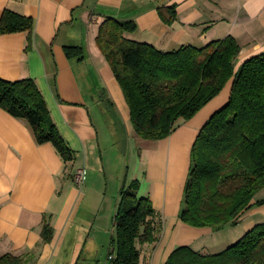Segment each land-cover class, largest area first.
<instances>
[{
	"label": "crops",
	"instance_id": "obj_1",
	"mask_svg": "<svg viewBox=\"0 0 264 264\" xmlns=\"http://www.w3.org/2000/svg\"><path fill=\"white\" fill-rule=\"evenodd\" d=\"M171 8L175 19L167 23ZM5 10L31 18L33 30L0 34V78L35 82L73 159L65 162L49 142L38 144L25 120L0 107V256H22L26 264H114V216L121 188L131 186L138 197L149 198L162 220L159 241L137 246L138 264H165L180 246L202 253L228 247L233 236L218 242L215 237L234 225L219 231L194 227L180 211L192 146L227 102L231 82L169 137L141 139L96 36L108 17L134 22L135 31L126 37L162 51L231 35L241 47L237 68L264 50V0H0V18ZM66 46H81L83 59L67 57ZM135 151L133 165L120 171L114 162L130 152L135 158ZM82 167L86 177L87 169L98 173V184L85 178L84 189L75 185L73 175ZM248 214L264 218V205L241 217ZM45 224L50 241L41 235Z\"/></svg>",
	"mask_w": 264,
	"mask_h": 264
},
{
	"label": "trees",
	"instance_id": "obj_2",
	"mask_svg": "<svg viewBox=\"0 0 264 264\" xmlns=\"http://www.w3.org/2000/svg\"><path fill=\"white\" fill-rule=\"evenodd\" d=\"M174 19L171 8L164 20ZM135 29L134 22L108 17L99 27L96 43L122 88L137 137L151 141L169 137L181 121L193 118L231 82L227 102L203 124L192 146L180 218L215 231L237 224L245 211L264 205V198L252 202L264 189V50L236 68L241 47L231 35L201 47L181 45L162 51L127 38ZM32 30L27 16L5 10L0 18V34ZM64 50L69 58L84 57L81 46ZM0 107L25 120L38 144L49 142L65 162L73 159L31 78H0ZM114 222V264H138V243L154 245L160 239V214L132 186L121 188ZM41 235L51 240L49 224ZM0 264H26V260L7 253L0 256ZM165 264H264V222L218 253L177 247Z\"/></svg>",
	"mask_w": 264,
	"mask_h": 264
},
{
	"label": "rangeland",
	"instance_id": "obj_3",
	"mask_svg": "<svg viewBox=\"0 0 264 264\" xmlns=\"http://www.w3.org/2000/svg\"><path fill=\"white\" fill-rule=\"evenodd\" d=\"M147 158H148V152H146V157L142 156L140 169L144 168L146 170V168H147ZM135 159H136V151H135V158L132 155V153L130 152V153L125 154L124 157L121 155L120 158L118 159V162H114V163H117L119 165V170H120V169H123L124 165L132 166L133 163H134L133 160L135 161ZM139 164L140 163L138 161V165ZM89 172H88V169H87V177L86 178L87 179L91 178L93 183L98 184L97 182L100 181L101 177L98 175L97 172L96 173L93 172L92 174H91V171H89ZM85 183H86V181H84V184L82 185V189L85 188ZM255 197L259 198V199L264 198V189L259 191ZM261 222H264V218L256 219V217L253 216V214H248V215L244 216L243 218L241 217V219L238 221V223L236 225H234V227H228L230 229H224L223 231H221L222 233H220L219 235H217L215 237V241L218 242L222 238V236L223 237L229 236V235H230V237L233 236V238H230V239L228 238L229 240H228V242H226L227 244L224 245V246H229V245L233 244L235 241H237V239L239 237H241L253 225H255L257 223H261ZM230 230H231V234H227L226 232H228ZM217 231H219V230H217ZM238 232H239V234H237V236H235L236 235L235 233H238ZM236 237H238V238H236ZM212 243L213 242H209V244H212ZM138 246H139V243H138Z\"/></svg>",
	"mask_w": 264,
	"mask_h": 264
},
{
	"label": "built area",
	"instance_id": "obj_4",
	"mask_svg": "<svg viewBox=\"0 0 264 264\" xmlns=\"http://www.w3.org/2000/svg\"><path fill=\"white\" fill-rule=\"evenodd\" d=\"M85 178H86V169L84 167L78 168L73 175V181L75 185L79 188L82 187V185L84 184ZM109 260L113 261L114 256L109 255Z\"/></svg>",
	"mask_w": 264,
	"mask_h": 264
}]
</instances>
